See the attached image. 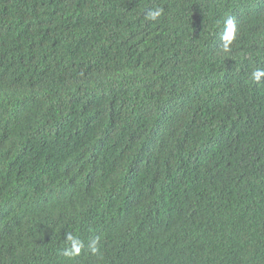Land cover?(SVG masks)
I'll use <instances>...</instances> for the list:
<instances>
[{"label": "trees", "instance_id": "16d2710c", "mask_svg": "<svg viewBox=\"0 0 264 264\" xmlns=\"http://www.w3.org/2000/svg\"><path fill=\"white\" fill-rule=\"evenodd\" d=\"M0 264H264V0H0Z\"/></svg>", "mask_w": 264, "mask_h": 264}, {"label": "clouds", "instance_id": "9594fccd", "mask_svg": "<svg viewBox=\"0 0 264 264\" xmlns=\"http://www.w3.org/2000/svg\"><path fill=\"white\" fill-rule=\"evenodd\" d=\"M233 31V24H232V21L229 20L228 21V32L231 33Z\"/></svg>", "mask_w": 264, "mask_h": 264}, {"label": "bare ground", "instance_id": "6f19581e", "mask_svg": "<svg viewBox=\"0 0 264 264\" xmlns=\"http://www.w3.org/2000/svg\"><path fill=\"white\" fill-rule=\"evenodd\" d=\"M236 23V22H235Z\"/></svg>", "mask_w": 264, "mask_h": 264}]
</instances>
